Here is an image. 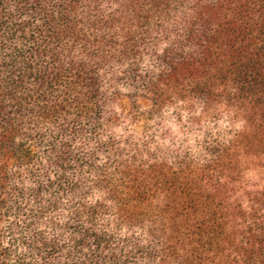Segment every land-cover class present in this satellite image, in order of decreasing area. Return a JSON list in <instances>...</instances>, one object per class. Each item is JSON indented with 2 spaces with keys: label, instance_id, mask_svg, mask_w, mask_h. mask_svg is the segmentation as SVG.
<instances>
[{
  "label": "trees",
  "instance_id": "1",
  "mask_svg": "<svg viewBox=\"0 0 264 264\" xmlns=\"http://www.w3.org/2000/svg\"><path fill=\"white\" fill-rule=\"evenodd\" d=\"M0 264H264V0H0Z\"/></svg>",
  "mask_w": 264,
  "mask_h": 264
}]
</instances>
